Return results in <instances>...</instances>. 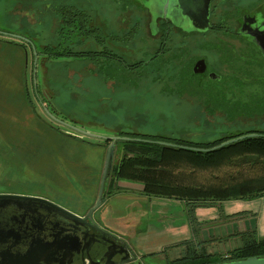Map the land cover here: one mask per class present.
Masks as SVG:
<instances>
[{
  "label": "flooded vegetation",
  "instance_id": "flooded-vegetation-1",
  "mask_svg": "<svg viewBox=\"0 0 264 264\" xmlns=\"http://www.w3.org/2000/svg\"><path fill=\"white\" fill-rule=\"evenodd\" d=\"M11 3L25 35H0L6 38L1 42L39 48L33 54L39 64L50 61L47 48H59L65 56L54 62L81 59L93 69L109 64L135 75L148 71L163 95L217 94L230 98L232 107L246 103L249 115L228 121L247 120L256 125L247 130H264L257 126L264 121V0H211L210 27L203 32L181 26L164 0ZM85 51L86 59L74 55ZM201 60L203 70L196 72ZM188 83L193 87L184 86ZM26 187H2L0 194L40 197L62 206ZM86 211H72L80 217L74 220L39 201L0 199V264H135L131 249L120 252L125 250L121 238L95 211L86 218Z\"/></svg>",
  "mask_w": 264,
  "mask_h": 264
},
{
  "label": "rangeland",
  "instance_id": "rangeland-1",
  "mask_svg": "<svg viewBox=\"0 0 264 264\" xmlns=\"http://www.w3.org/2000/svg\"><path fill=\"white\" fill-rule=\"evenodd\" d=\"M20 19L19 12L14 10V4L11 3V0H0V35H5L3 37L25 35L23 22L19 23ZM17 24L20 26H17ZM3 37L0 36V43L6 39ZM3 43L20 49L25 48L18 44H12V42ZM24 52L26 54L23 66L26 69L22 72V83L24 82L29 95H32V82L33 85L36 84L37 89L42 91H39L40 94H38L41 95L43 93L44 95H42L55 110V112L52 111L50 105H48V110L45 111L44 106L37 102L32 95V110H30L29 115L26 111L25 116L27 118L23 119L28 123L27 129L30 132L38 129V126L44 125L51 133L67 139H73L74 136L68 134L75 133L76 131L74 132L73 129L91 134L112 135L111 133L117 127H120L124 130H134L140 133L173 135L204 141L212 140L213 137L223 133L243 131L255 124L247 120L229 122L222 112L216 111L210 115L205 111L204 105H194V101L189 98L184 97L185 100L174 97L164 98L157 93L156 85L145 86L143 84L145 81L143 80L142 83L141 80L125 83L117 78H112L110 74L106 76L107 74H102L98 71L103 70L106 73H110L108 66L102 67V69L95 65L94 70L87 66L86 60L81 59H74L72 64H65L64 61H61L55 62L54 65L48 62L40 65L36 59L33 60V54L35 52L38 54L39 48L27 47ZM58 71L60 74H58ZM91 72H94V75H91ZM20 103L25 107V100ZM25 109L27 110L26 107ZM30 120L32 121L30 122ZM62 122L70 127L63 125ZM257 126L264 128V121H260V125ZM40 134H43V132H40ZM79 135L81 137L80 141L74 140L79 144L72 143L75 150L72 152L67 151L66 155L69 154V157L65 160L69 164H74V167H77L76 169L85 177L86 174L89 175V172H92V169L96 167L95 165L100 158V148L91 147L90 145L86 146L83 141L103 147L101 163L108 144L103 146L101 139L87 137L83 134ZM49 145H52L50 146L51 148L59 146L55 143H50ZM50 150L48 149V151ZM14 151L18 150H10V145L0 139V188L17 189L18 185L23 184L22 187L25 188L27 186L28 190L33 189L37 193L62 199V196L57 195L58 191L53 192L51 189H61L64 186H70L73 190V193H71L72 198L68 202L61 201L62 206L81 213L93 204L92 202L94 201L86 199L79 183L73 180V177L69 175L68 171H65L63 166L55 169V163L60 158L62 159L58 153V148L54 150L49 158L42 159L37 163L38 166L36 167H33V164L29 162L21 161L18 158L21 153ZM115 158L116 154L114 152V161ZM48 163L51 164V170L44 167ZM77 164L78 166H76ZM27 174L30 176L32 174H46L47 179L44 175H40L35 177L46 180L40 183L32 182L28 180ZM99 175L98 178L100 179ZM84 177H82V180L87 183L88 180ZM124 183L125 185H134L133 182L119 180L118 184L115 183L116 189L124 186ZM97 186L94 196L96 195ZM102 206L100 205L94 212L96 216L99 215V211L104 210ZM217 220L223 221L222 217L217 218ZM239 223L241 222L239 221ZM217 225V222L206 223V226L211 228L210 234L213 232L212 227L217 228ZM228 229L231 230L232 227L228 225ZM226 236V234L225 236H207L204 247L209 252L225 254L231 249L228 245L234 247L233 245L236 244L234 238L237 239L236 236ZM224 243L226 246L223 245ZM239 244L240 240L238 237ZM141 262V264H161L163 260L155 257H143Z\"/></svg>",
  "mask_w": 264,
  "mask_h": 264
},
{
  "label": "trees",
  "instance_id": "trees-1",
  "mask_svg": "<svg viewBox=\"0 0 264 264\" xmlns=\"http://www.w3.org/2000/svg\"><path fill=\"white\" fill-rule=\"evenodd\" d=\"M21 50L24 51L25 48ZM47 50L49 51L47 54L48 60H50L48 61L49 64L54 65L56 58L65 56L59 48H47ZM74 55L83 56L82 58L86 59L87 53L86 51L78 52ZM105 65L109 66L110 73L103 70L98 71L107 74L106 76L110 74L112 78H117L121 82L130 83L141 80L142 83L143 80L145 81L143 84L149 86L155 85L157 80L148 71L135 75L134 73H125L122 69L118 70L115 66ZM102 67H104L103 64L100 68ZM25 69L23 66L22 72ZM58 74H60L59 71ZM179 82L184 84L182 80ZM184 86L193 87L189 83ZM22 89L23 100L26 101L30 110L33 107L31 98L33 95L35 100L44 106V110H48L47 106L50 105L51 110L55 112L54 107L43 96L44 94L39 95L41 89L38 90L36 84L33 85L32 82V95L28 94L24 82ZM157 93L164 98L174 97L180 100L184 97L189 98L194 101V105H204L208 114L211 115L220 111L229 121L235 116H247L250 113L244 102L239 103L237 107H232V102L227 96L194 93H187L183 96L180 93L174 95ZM250 133L257 135L247 137L246 135ZM111 134L127 139L115 141L116 158L106 184L105 197L116 192L113 181L126 180L140 183L142 193L147 196L184 201L188 204L186 216L193 234L196 230L194 226L198 224L194 214L195 208H209L214 207L217 202L252 200L264 196V130L245 129L227 132L213 137L212 140L204 141L173 135L140 133L134 130H124L120 127H117ZM240 136L245 137L211 151L190 149V147L211 148L223 141ZM102 141L103 146L109 142L107 140ZM230 235L239 237L240 244L229 249L225 254L209 253L201 243L196 244L193 241H188L184 243L182 256L166 261L164 264H211L251 257H264V236H257L254 230L234 232Z\"/></svg>",
  "mask_w": 264,
  "mask_h": 264
},
{
  "label": "crops",
  "instance_id": "crops-1",
  "mask_svg": "<svg viewBox=\"0 0 264 264\" xmlns=\"http://www.w3.org/2000/svg\"><path fill=\"white\" fill-rule=\"evenodd\" d=\"M25 54L16 46L0 43V139L10 145V150H18L14 151L21 153L18 158L21 161L24 160L33 164V167L38 166L37 163L42 159L49 158L54 150L58 148L59 152H57L62 159L59 157L60 159L55 163V169L63 166L65 171H68L69 175L73 177V180L79 183L86 199L94 201L96 197L94 191L97 183L99 184L98 175L102 168L103 147L91 145L82 140L86 146L100 148V158L95 165L96 167L92 169V172H89V175L86 174L84 177L76 169L77 167H74V164H69L65 160L69 157L66 152L75 150L72 143L79 144L74 140L80 141V133L75 131V133H68L75 138L67 139L51 133L44 125H37L38 129H34L33 133L27 129L29 125L23 119L27 118L25 116L26 111L28 115L30 114V109L25 105L26 110L20 103L23 100L22 69ZM15 102L17 103L15 104ZM40 132H43V134H40ZM50 143L59 146L51 148ZM48 149L51 150L48 151ZM44 167L51 170V164L49 163ZM40 175H44L47 179L46 174H32L31 176L27 174V178L32 182L45 181L46 179L35 177ZM82 177L87 179L88 182H83ZM118 182L119 180L116 181L117 184ZM133 184L125 185L124 183V186L117 188L115 193L107 196L102 203L104 210L99 211L98 216L105 228L123 239L140 261L143 257H155L163 260L161 264H164L166 261L182 256L184 243L188 241H193L196 244L201 243L205 246L206 243L204 242L207 236H225V234L228 236L234 232L250 230H254L259 237L264 236V196L252 200L217 202L214 207L209 208H195L194 214L198 224H195L194 229L196 228V230L193 234L186 216L188 206L186 202L172 198L147 196L142 193L140 183L133 182ZM51 191H58L57 195L63 198L56 199L55 196H44L59 204H61V201L68 202L72 198L71 193H73V190L70 186L51 189ZM85 211L81 213L74 212L82 214ZM218 216L222 217L223 221H220L221 219L217 220ZM207 222L218 223L217 228L212 227V234H210L211 228L206 226ZM228 225L232 227L231 230L228 229ZM234 240L236 244L233 246L235 247L238 245V238H234ZM223 245L226 246L225 243ZM223 245L221 246L223 247ZM228 246L233 248L230 245ZM207 252H209L208 249Z\"/></svg>",
  "mask_w": 264,
  "mask_h": 264
},
{
  "label": "water",
  "instance_id": "water-1",
  "mask_svg": "<svg viewBox=\"0 0 264 264\" xmlns=\"http://www.w3.org/2000/svg\"><path fill=\"white\" fill-rule=\"evenodd\" d=\"M211 0H164V7L167 8V4H169V8H172L174 11V17L180 19L181 26H188L194 30L197 31H206L210 27V21H209V4ZM165 14V11L163 12ZM16 38H21L17 35H11ZM199 64H202V68L195 70L196 72H201L203 70V62L198 61V63L195 64L194 68H196ZM46 111V110H45ZM63 125H66L67 127H70L66 123H63ZM74 131L83 134L87 137H92L95 139H101V140H107L108 145L105 148L104 158L102 162V168L100 173V179L98 184V189L96 193V197L94 199L93 204L87 209L85 217H91V214L97 210V208L102 205V203L105 201L106 196V184L109 179L110 171L112 164L114 162V152H115V141L118 139H127L126 137H118L114 135H99V134H91L88 132H84L78 129H73ZM256 133H250L247 134V137L256 136ZM245 136H240L232 139H228L226 141H223L219 143L218 145H215L211 148H191L193 150L197 151H211L213 149L219 148L221 146H224L226 144L232 143L234 141H237L238 139H241ZM151 142H157L159 144H165V145H173L170 143L160 142V141H151ZM116 181H113V187H115ZM0 199L5 200H18V199H26V200H33V201H39L42 203H45L50 208H52L55 212H58L60 214H63L69 218H72L74 220H79V216L72 211L56 204L51 201H48L47 199L40 198V197H34V196H23V195H17V194H0ZM107 235L110 237L111 240L118 239L115 235L110 234L107 232ZM121 242L123 246L125 247V250L120 251L121 253H126L130 251V248L128 244L121 239ZM131 261H135V264H140V261L136 258L134 254H132ZM211 264H264V257H251L241 260H232V261H225V262H218V263H211Z\"/></svg>",
  "mask_w": 264,
  "mask_h": 264
}]
</instances>
